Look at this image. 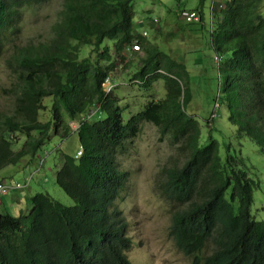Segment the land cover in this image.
<instances>
[{"label":"trees","instance_id":"16d2710c","mask_svg":"<svg viewBox=\"0 0 264 264\" xmlns=\"http://www.w3.org/2000/svg\"><path fill=\"white\" fill-rule=\"evenodd\" d=\"M48 1L0 0V53L7 51L12 78L3 90L13 98L12 108L0 112V168L24 159L28 165L50 133L64 138L76 132L81 154L61 153L54 173L74 203L36 192L28 213L0 212V264H131L128 223L116 202L127 172L117 153L137 136L141 122L170 135L181 150L182 162L164 167L159 184L176 206L169 226L176 247L191 264H264V219L250 212L260 179L247 155L252 145L264 157V0H227L219 10L210 34L217 105L204 118L205 133L202 118L189 111L194 98L186 65L141 35L133 0H62L47 36L12 41L21 9ZM134 40L144 47L135 82L148 88L160 79L165 92L124 118L111 72L117 58L129 62L138 53L125 60ZM85 45L94 59L80 55ZM108 75L113 86L106 92ZM48 104L50 117L40 120L39 110ZM90 111V118L83 116ZM77 119L79 127L71 131L69 122ZM12 181L21 183H7Z\"/></svg>","mask_w":264,"mask_h":264},{"label":"rangeland","instance_id":"374dc122","mask_svg":"<svg viewBox=\"0 0 264 264\" xmlns=\"http://www.w3.org/2000/svg\"><path fill=\"white\" fill-rule=\"evenodd\" d=\"M61 1L50 0L22 8L17 21L18 27L10 35L12 41L24 43L47 36L50 25L60 9ZM226 1L133 0L135 25H140V31L146 30L147 42L182 58L186 65L192 80L190 82L194 98L189 111L202 118V133L209 129L204 118L209 117L212 112L211 116H213L217 105L215 103L212 106V98L217 94V82L216 65L210 61L212 54L210 34L216 29L219 10L225 7ZM262 7L261 11H264L263 3L261 9ZM181 10L195 11L200 17L202 16V19L198 22H186L180 16ZM143 48L133 55L131 61H123L124 65L117 58L118 65L111 72V77L116 81L114 92L126 110L123 111L124 118L129 116L128 114L135 113L148 100L159 99L165 92L164 83L160 79L148 88L139 87L135 82L133 76L144 53ZM6 54L7 51L0 53V112L12 108L13 100L11 93L3 90L10 86L12 80L4 61ZM80 55L91 59L95 56L91 48L86 45L82 47ZM49 100L45 97L44 104ZM197 101L198 103L195 104ZM49 106L50 104L44 105L39 110L40 120L50 117ZM97 115L104 118L102 111H98ZM227 132L226 128L222 130L220 136L223 140ZM211 134L222 141L217 132ZM61 135L62 132L50 133L35 159L28 165L24 159L0 168V181L5 186H9L7 181L10 179L23 183H20L19 188H15L20 199L10 194L16 191L15 189L0 195V212H9L13 215L28 213L31 208V197L36 192H47L66 205L74 203L55 183L54 173L61 163V153L75 154L79 143L76 132H71L64 138ZM22 140L21 138L20 142ZM220 143L222 151L224 145ZM250 147L251 151L247 155L257 167L260 179L259 187L253 191L250 212L255 219L262 220L264 219V157L253 152L252 145ZM43 160V165L36 171V167ZM181 162L182 154L176 140L168 134L160 133L151 122H141L137 136L125 141L118 150L117 163L127 175L121 195L116 202L128 223L132 244L126 254L131 264H191L190 257L176 247L169 235L170 217L176 206L162 196L159 186L164 177L162 169ZM28 174H32V178L26 186L24 183L28 179Z\"/></svg>","mask_w":264,"mask_h":264},{"label":"built area","instance_id":"2783aa9c","mask_svg":"<svg viewBox=\"0 0 264 264\" xmlns=\"http://www.w3.org/2000/svg\"><path fill=\"white\" fill-rule=\"evenodd\" d=\"M180 16L182 19H184L186 22H191V21H198L200 19V16L193 11H187V10H181L180 11ZM147 34L146 30H143L141 32L142 36H145ZM140 50L139 43L137 40H134L130 45L126 46L124 50V55H125V60H127L134 52H138ZM216 58V57H215ZM122 67V65H121ZM113 86V83L111 81L110 75H108L103 83L104 90L107 92L110 90V88ZM79 123L77 121H71L70 122V127L71 129H77ZM81 153V148L78 149L77 155ZM20 183H15L11 182L9 183V186H5L3 183L0 182V194L5 193L8 189H15L19 188Z\"/></svg>","mask_w":264,"mask_h":264},{"label":"clouds","instance_id":"9594fccd","mask_svg":"<svg viewBox=\"0 0 264 264\" xmlns=\"http://www.w3.org/2000/svg\"><path fill=\"white\" fill-rule=\"evenodd\" d=\"M220 8H221V7H220ZM211 12H212V10H211ZM92 113H93V111H90L89 113H86V114H84L83 116H85L86 118H90V116H91ZM71 121H77V122L79 123V120H78V119H77V120H71ZM71 121H70V122H71ZM70 122H69V126H70ZM78 127H79V125H78ZM70 128H71V127H70ZM74 130H76V129H74ZM74 130L71 129V131H74ZM79 148H81V147L78 146V149H79ZM78 149H77V151H78ZM77 151H76L75 154H74L75 157H78V156L81 154V153H80L79 155H77ZM81 152H82V149H81ZM37 157L39 158L40 156H37ZM43 163H44V160H43V162L37 167V170L43 165ZM24 185H25V184H24ZM10 190H11V189H8L7 191H10ZM7 191H6V192H7ZM6 192H5V193H6ZM2 194H4V193H2ZM0 195H1V194H0Z\"/></svg>","mask_w":264,"mask_h":264},{"label":"crops","instance_id":"0c3cea01","mask_svg":"<svg viewBox=\"0 0 264 264\" xmlns=\"http://www.w3.org/2000/svg\"><path fill=\"white\" fill-rule=\"evenodd\" d=\"M16 191H13L12 193H10V194H14V195H16L17 196V198L18 199H20V197L17 195V189H15ZM10 191H7L6 193H4L3 195H5V194H7V193H9ZM4 209V208H3Z\"/></svg>","mask_w":264,"mask_h":264},{"label":"bare ground","instance_id":"6f19581e","mask_svg":"<svg viewBox=\"0 0 264 264\" xmlns=\"http://www.w3.org/2000/svg\"><path fill=\"white\" fill-rule=\"evenodd\" d=\"M126 251V250H125Z\"/></svg>","mask_w":264,"mask_h":264}]
</instances>
